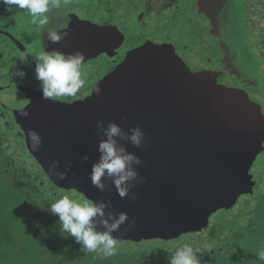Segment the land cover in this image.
I'll return each instance as SVG.
<instances>
[{"label":"water","instance_id":"1","mask_svg":"<svg viewBox=\"0 0 264 264\" xmlns=\"http://www.w3.org/2000/svg\"><path fill=\"white\" fill-rule=\"evenodd\" d=\"M237 1L158 0L155 4L146 0L139 19L152 29L145 35L154 43H160L162 33L177 41L162 48L147 42L130 52L121 65L94 86L91 99L74 106L39 103L35 92L23 88L15 114L19 123V119L24 122L21 125L30 154L56 188L77 191L82 186L88 189L82 194L89 198L111 199L112 204L118 199L117 214L121 209L132 214L135 204L143 216L163 220L156 229L140 227L144 237L164 235L165 240L202 230L212 212L233 206L237 193L252 192L242 173L256 153L264 152V102L247 64L244 66L240 60L238 37L232 36L238 29L231 20ZM196 2L202 5L189 10ZM162 12L172 13L175 16L171 19L180 18L181 23L164 20L157 26V20L163 19ZM51 15L54 20L58 18L56 12ZM149 15L154 23L149 22ZM222 24L233 39L230 41L238 56L237 65L225 55ZM63 31L67 38L56 44L59 51L82 52L85 62L101 56L115 58L126 42L117 27L89 20L68 24ZM182 59L188 65L186 75L179 69ZM193 71L200 72L194 83ZM221 75L228 77L229 85L220 84ZM247 86L253 90L254 102ZM98 121L105 126L115 122L125 132L139 126L146 135L143 148L121 141L143 161L137 171L146 181L137 182L128 198H121L110 180L105 181L108 187L103 192L90 180L92 164L99 158ZM32 131L41 137L38 149L30 139ZM84 156L90 159L85 162ZM55 161H59V167L54 169ZM62 173H66L63 178ZM242 183L247 188L241 189ZM182 190L193 192L190 211L197 208L199 213L194 219L175 214L181 205ZM224 196L232 199L221 203ZM153 202L157 204L153 206Z\"/></svg>","mask_w":264,"mask_h":264},{"label":"clouds","instance_id":"2","mask_svg":"<svg viewBox=\"0 0 264 264\" xmlns=\"http://www.w3.org/2000/svg\"><path fill=\"white\" fill-rule=\"evenodd\" d=\"M0 5L4 6L8 12L14 13L15 11L16 14H19L16 10H26L27 14L32 17V22L44 30L47 41H50L51 44H58L67 38V32L63 31L70 22L67 15L64 14L56 22L51 15L52 12L60 13L58 0H0ZM108 26H115L119 30V27L114 24ZM46 49L35 58L34 72L35 79L39 82L38 90L45 99L76 96L85 86L82 75L85 55L79 51L66 54L58 50L47 51ZM26 75L27 73L22 69L15 72V77L20 79ZM255 81L257 82L256 79ZM257 84L259 86L258 82ZM97 130V135L101 139L97 149L99 158L92 164L90 173L92 185L103 192L108 187L105 181L110 180L118 195L121 198H128L137 182L146 181L140 177L137 171L139 167L143 166V161L136 154L129 152L121 141L131 143L136 148H143L146 135L139 126L125 132L115 122H109L105 126L103 121H98ZM29 136L38 149L42 143L39 133L32 131ZM89 159V156L83 157L85 162ZM34 161L36 160L34 159ZM52 167L58 168L59 161H55ZM65 175L66 173H62V178ZM47 199L49 201L47 208L41 210L58 217L54 231L58 232L60 236L65 239L73 238L82 249L97 253L102 258L117 254L118 238L113 234L128 221L129 217L126 212L117 214L110 211L111 201L73 199L69 195L53 196L52 193L48 194ZM37 227L40 228L41 235L46 238L47 229L39 224ZM185 235L188 234L184 233L174 239L179 241ZM206 248V244L198 247L196 243L186 241L168 252L170 253L168 264H202V252ZM250 260L253 263L260 261L261 264H264V251L252 255Z\"/></svg>","mask_w":264,"mask_h":264},{"label":"trees","instance_id":"3","mask_svg":"<svg viewBox=\"0 0 264 264\" xmlns=\"http://www.w3.org/2000/svg\"><path fill=\"white\" fill-rule=\"evenodd\" d=\"M98 2L101 4L99 9H108L107 15H113V10L116 8H112L110 4L112 0ZM117 14L119 15V10ZM107 21L112 22V19ZM119 30L128 42V33L121 28ZM141 38L140 34L133 44L134 47L139 44ZM262 39L264 40V35ZM38 166L40 167L39 164ZM57 191L63 190L56 189L41 167L30 178L20 164L14 169L6 166L4 152L0 151V264H168L170 256L168 252L172 251L171 248L178 239L161 241L157 240L156 235L146 239L142 228H137L135 232L132 228L124 233L115 232L121 233V238H127L128 241L121 242L117 254L108 258H102L97 253L82 249L73 238H63L54 231L58 217L41 210L48 206L49 193L55 192V196H60ZM67 192L71 194L70 198L75 194L74 191ZM261 198L264 200V191L261 193ZM73 199L92 200L84 194L80 198ZM193 199L191 190H182L181 205L176 209L175 214H182L190 220L197 217L199 215L197 208L190 211L192 208L190 203ZM231 199V196H224L220 198V202L226 203ZM188 200H190L189 204H187ZM37 224L47 229L46 238L41 235ZM255 226L258 227V224ZM261 226L263 225H259ZM242 228L243 226L236 230V225L229 227L228 232L225 233L226 240L214 250L213 254L206 256L204 255L206 251L202 252V264H261L260 261L253 263L250 259L252 255L264 251V231L254 234L242 233L240 232ZM188 233L194 231L190 230ZM213 233L212 227V235ZM156 241H161L162 246H155ZM237 252H240L239 256H236Z\"/></svg>","mask_w":264,"mask_h":264},{"label":"rangeland","instance_id":"4","mask_svg":"<svg viewBox=\"0 0 264 264\" xmlns=\"http://www.w3.org/2000/svg\"><path fill=\"white\" fill-rule=\"evenodd\" d=\"M140 1V0H138ZM145 2L146 0H142ZM155 4L158 2V0H153ZM59 8L60 9H70V3H77V6H81L82 4H87L89 6V9L94 11V7L98 3V0H58ZM113 10V16L112 22L118 26L119 28L123 29L128 33V42L126 44V48L130 45H128L131 41V43H136L137 39L139 38L140 34L143 35L144 32L148 29H152L150 24H147L144 26L140 22V15L142 13V9L140 8V5H136L135 3H132L131 0H120V2H117L115 6L114 3H110ZM198 5H202L198 2H196L189 10H192L196 8ZM235 5L236 10L234 11V18L232 15V19L235 22V26H238V29L232 34L234 37H238L236 41L238 42V50L240 53V60L242 64L247 67L248 74L251 75L253 79H256L259 83V89L262 91L263 96L260 98L264 102V40L262 39V35H264V2H258V0H238ZM189 4H187V7ZM118 8V9H117ZM119 10V15L117 14ZM188 10V11H189ZM117 14V15H116ZM236 15V17H235ZM106 16V15H105ZM175 15H173L170 12L161 13V17H166L167 20L172 21L171 18H173ZM147 17V15H145ZM159 18V19H160ZM91 20L93 23L101 22L99 19H95L92 17ZM103 21V20H102ZM158 24H161V20H158ZM177 23H181L180 21H176ZM99 24V23H98ZM36 31V32H35ZM32 34L35 36L38 42H40V38L38 37L39 31H38V24L36 28V24L32 22ZM220 34L223 37L222 44L225 49V55L229 56L231 59H233L237 65L238 63V56L235 54L234 51V43H232L230 40H233L231 38V35L228 34V30L225 28V24H222L220 27ZM177 40H173L172 38L164 35L162 33V37L160 38V43H154L150 41V37L147 38L148 43H154V46H157L158 48H162L163 46L168 45L170 42H174ZM152 45V46H153ZM181 52L184 50L181 49ZM249 61L248 63L246 62ZM185 62V63H184ZM107 66V62L104 60H97L95 61L90 60L86 66H83L82 68V75L83 79L85 80V86L79 91L80 93H84L86 90L88 83L93 82L94 80L99 78V74L97 73L99 70L104 71ZM188 68L187 62L185 59H182L179 69L184 73V75L187 74ZM197 75H200V72L193 71L192 81L194 83V78H198ZM222 80L220 81L221 85H229L228 84V77L221 75ZM200 77V76H199ZM105 76L102 78L104 79ZM101 79V80H102ZM216 84V83H215ZM39 88V87H38ZM250 94L252 95L251 101H255L253 90L252 88H249ZM210 95H212L211 90ZM203 92H206L204 90ZM86 93V92H85ZM247 93V94H249ZM26 145V143H25ZM6 154V156L9 158V163H6V166L11 167L14 169L13 161L16 160V162L20 163V166L23 168L24 172H26L28 177H32V174L36 170H40V167L38 166V163L32 159V157L29 155L28 151H26L21 146H16L13 142H10V144L3 150ZM19 165V164H18ZM249 168H245L243 170L242 176H244V180L248 179V185L251 186L252 192L246 193L242 192L241 194L237 193V202L229 207V208H220L216 212H212L211 216L208 219V224L204 226V228L200 231H196L195 233H188L186 232L179 241H177L173 246L172 250L176 247L182 245L186 241H192L196 244H198V247H201L202 245L206 244L207 248L203 249V251H206L204 255L209 256L213 254L218 246L222 244L223 241L226 240L225 233L228 232L229 227H233L236 225V230H239L242 226L240 232L242 233H260L264 231V200L261 198V193L264 191V152L262 154L256 153L254 156V159L247 163ZM42 169V168H41ZM244 183V182H243ZM243 183L241 184V189L245 188L243 187ZM80 189L75 190H63L62 192H56L57 194L61 195H71L67 191H74L75 194H73L72 198H80L82 196V191L88 192V189L86 187H79ZM247 188V187H246ZM59 190V188H56ZM62 190V189H61ZM262 191V192H261ZM53 196H55V192H51ZM150 199L149 197H146L145 200ZM91 201H97L96 197H93ZM108 201L112 200L109 199ZM143 201V200H140ZM114 203L112 204V207L110 211L116 212V204L120 205V201L118 199H114ZM135 202H138L137 199H135ZM157 202H153V206H155ZM255 207V208H253ZM140 207L134 204V208L132 209V214L129 212H126L125 210H122L120 212H126L128 214V221L122 225L121 229L119 231H122L124 233L127 229L130 228H152L156 229L159 227L160 224H163V220L160 217H157L156 219L149 218L147 216H143L140 213ZM259 211V213H258ZM243 214V215H242ZM258 214V215H257ZM165 215V219H167V215ZM169 216V213H168ZM257 216V218H255ZM172 218V217H171ZM257 219V221H256ZM173 221H179L173 220ZM177 224V222H175ZM258 224V227L255 225ZM263 225L259 227V225ZM212 227L214 229V233L212 235ZM208 228V229H206ZM121 234V233H120ZM120 234L114 235L116 238H118V245L121 246V242H125V240L128 241L127 238H121ZM148 239V238H146ZM157 240H165L164 235L161 237H157ZM199 240V241H198ZM161 241H156L154 243L155 246L160 247ZM126 243V242H125ZM120 248H118L119 250ZM240 252H237L236 256H239Z\"/></svg>","mask_w":264,"mask_h":264},{"label":"flooded vegetation","instance_id":"5","mask_svg":"<svg viewBox=\"0 0 264 264\" xmlns=\"http://www.w3.org/2000/svg\"><path fill=\"white\" fill-rule=\"evenodd\" d=\"M117 2H120V0H112V3H114L116 7ZM131 2L138 6L141 3V9H143L145 3L142 0H131ZM70 4V9H60V13L56 12L58 18L54 20V22L58 21L64 14H66L70 21L68 24L70 25L77 21L89 20L92 22V17L101 20V22H98L99 24L95 23L101 26L114 24L113 22L107 21L110 20L112 16L107 15L106 11H108V9H99V6L101 5L99 2L94 7L93 12L89 9L87 4H81V6H77V3ZM85 5H87V7L84 8L83 6ZM16 11H18L19 14H16L15 11L14 13L8 12L4 6L0 5V151L7 148L10 142H13L16 146H21L28 151L27 146L25 145V131L17 120V115L15 114L14 109L20 101L23 94V88L30 92H35L39 103L47 101L50 105L63 104L64 107L74 106L80 101L91 99L94 86L104 76L113 72L119 65H121L130 52L144 46L147 43L146 41L148 38L144 33L139 41V44L135 47L130 41L128 44L130 47L128 46L126 48V42L125 46L118 52V56L115 58L109 59L107 56H101L96 59L95 61L101 59L106 61L107 66L104 71L99 70L97 72L100 75L99 78L93 82H89L84 93L78 92L74 97H56L45 99L41 95L42 93L38 90L39 82L35 79V58L46 48L47 51H59V49L56 44H51L50 41H47L44 31L39 27V25L38 37L41 42H38L36 40L37 38L32 34V17L27 14L26 10ZM150 16L151 15L148 16V19ZM164 20L169 21L166 17H163L161 21ZM176 21L172 20L170 22L177 23ZM178 21L181 22V19L179 18ZM149 22L154 23V19L150 18ZM157 22L159 21L157 20ZM183 52L186 53V50ZM89 62L90 61L84 62L83 66H86ZM18 69H22L27 73L23 79L15 77V72ZM237 76L242 82L239 73H237ZM247 87L249 90L250 87ZM20 121L24 125L23 120L20 119ZM4 155L5 163H9V158L6 156L5 152ZM18 164L20 163L16 162V160L13 161L14 166H17Z\"/></svg>","mask_w":264,"mask_h":264}]
</instances>
